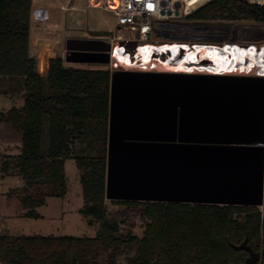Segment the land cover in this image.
<instances>
[{"label":"trees","instance_id":"1","mask_svg":"<svg viewBox=\"0 0 264 264\" xmlns=\"http://www.w3.org/2000/svg\"><path fill=\"white\" fill-rule=\"evenodd\" d=\"M33 0H0V95L24 104L0 110V124L21 138L20 153L0 170L21 177L7 196L20 200L29 218L49 197L68 191L66 160L74 159L84 204L81 214L97 224L94 237L0 234L3 264H241L236 250L246 238L264 246V205H221L106 199L111 70L66 66L50 59L48 74L31 53ZM197 20L264 24V5L212 0L191 15ZM53 54L50 52V55ZM43 56L42 70L47 66ZM108 201L122 209L111 212ZM142 236L133 233L137 217ZM258 264H264V255Z\"/></svg>","mask_w":264,"mask_h":264},{"label":"water","instance_id":"2","mask_svg":"<svg viewBox=\"0 0 264 264\" xmlns=\"http://www.w3.org/2000/svg\"><path fill=\"white\" fill-rule=\"evenodd\" d=\"M101 38H68V63L108 64ZM256 50V49H255ZM255 74L112 72L106 199L264 205V52ZM260 55V56H259ZM258 264L246 238L232 244Z\"/></svg>","mask_w":264,"mask_h":264},{"label":"built area","instance_id":"3","mask_svg":"<svg viewBox=\"0 0 264 264\" xmlns=\"http://www.w3.org/2000/svg\"><path fill=\"white\" fill-rule=\"evenodd\" d=\"M212 0H87L84 10L100 8L113 12L117 16L115 28L111 34L104 38L110 44V63L99 64L112 72L117 69H138L142 71H166L163 66L168 61L184 63L187 69V50L200 49L198 56V70L205 73L226 72L206 71L205 62L217 61L210 49H226L229 47H244L236 39L240 38L245 30L262 29L264 24L244 21H218L196 20L189 24L176 22L181 17H189L198 9ZM251 4L264 5V0H248ZM116 3L115 6L112 4ZM48 20L47 9L35 8L32 11V21L46 23ZM167 37L166 40H157L154 34ZM264 41L259 44H263ZM258 44V45H259ZM255 44H248L250 49ZM264 46V45H263ZM150 48L155 56L150 60L154 67H146L147 61L145 48ZM261 48V47H260ZM263 48V47H262ZM199 51V50H198ZM218 51V50H217ZM118 55L130 58V65L115 64ZM67 64L66 62L64 63ZM201 65V66H200ZM203 65V66H202ZM41 73V71H40ZM42 74V73H41ZM248 75V74H246Z\"/></svg>","mask_w":264,"mask_h":264},{"label":"rangeland","instance_id":"4","mask_svg":"<svg viewBox=\"0 0 264 264\" xmlns=\"http://www.w3.org/2000/svg\"><path fill=\"white\" fill-rule=\"evenodd\" d=\"M56 1L51 0L50 5ZM87 0H74L73 4L84 6ZM68 27L74 29V35L85 36V34H95L108 36L111 30L115 28L117 16L110 11H104L99 8H90L88 12L71 10L68 13ZM197 19L189 17H181L176 22L189 24ZM157 40H166L167 37L154 34ZM245 38H237L236 41L244 46ZM264 41V40H263ZM264 43L259 44V50L264 52ZM263 47V48H262ZM51 52V51H50ZM64 47L62 48V53ZM66 66L81 68V69H102L107 68L99 64L87 63H68ZM39 70V68H38ZM1 97V96H0ZM1 99V98H0ZM2 100V99H1ZM1 102V101H0ZM3 103H0V105ZM24 104L23 99L12 98L7 105L0 108H11ZM3 161V160H1ZM66 174L68 182L67 194L63 197H49L46 204L39 207L38 211L42 214L41 218H29L25 215V210L22 207L20 200L10 199L7 192L15 187L23 185L21 177L16 175H3L0 170V234H24V235H44V236H75V237H94L97 234V224L90 225L86 218L81 214L80 209L84 204L83 192L80 183V174L74 159L66 160ZM3 175V176H2ZM108 207L111 212L122 209L123 206L108 201ZM132 231L138 236L143 235L144 222L140 216L137 217ZM124 264V261L121 262ZM0 264H3L0 262Z\"/></svg>","mask_w":264,"mask_h":264},{"label":"crops","instance_id":"5","mask_svg":"<svg viewBox=\"0 0 264 264\" xmlns=\"http://www.w3.org/2000/svg\"><path fill=\"white\" fill-rule=\"evenodd\" d=\"M56 2L50 5L51 0H33L32 11L35 8H45L48 11V20L46 23H37L32 21L31 26V53L38 59L39 72L42 75H47L50 65V59L61 56L65 61L66 40L68 38H101L105 35L85 34V36L74 35V29L68 27V13L71 10L88 12L90 8L84 10V6L74 5V0H55ZM97 8V7H94ZM100 9V8H99ZM102 10V9H101ZM105 11V10H104ZM64 52L62 53V48ZM50 51L53 53L50 55ZM43 56L46 57L47 66L42 70ZM3 103L0 106L7 105L12 98L22 99L21 97H12L0 95ZM0 101L2 102V100ZM0 102V103H1ZM15 106V107H21ZM4 107V106H3ZM12 108V107H11ZM10 109V108H8ZM6 108L0 110L6 111ZM21 138L20 135L13 131L10 125L6 123L0 124V161L7 157L17 156L20 153ZM3 175H11L3 173ZM2 175V176H3ZM11 190V189H10ZM9 190V191H10ZM8 193V192H7ZM41 214V213H40ZM42 215V214H41Z\"/></svg>","mask_w":264,"mask_h":264},{"label":"bare ground","instance_id":"6","mask_svg":"<svg viewBox=\"0 0 264 264\" xmlns=\"http://www.w3.org/2000/svg\"><path fill=\"white\" fill-rule=\"evenodd\" d=\"M116 3H113L112 5L115 6ZM237 47H229L226 48V49H210L211 51V54L212 56H214V58L217 59V68L218 67H224V70L225 71H228L229 68L228 67H231L230 70L232 71H237V72H240L242 69L245 71V73H240V74H246L247 71H250V69H252V67H254V65L256 64V50L255 48L251 49L250 53H248V51H244L243 49L245 48H242V54L239 55L237 49ZM201 49V48H200ZM200 49H191V50H187V66L196 71L198 70V56L200 54ZM146 50V53H145V56H146V59L149 60V62L147 61L146 65H148L151 61V59L153 58L152 56H155V53L153 50H151L150 48H145ZM199 50V51H198ZM232 53L235 55V59L236 60H226L227 62H232V64H229V66L227 65V63H225V55H227V53ZM248 53V55L250 54V57L249 59H247L246 57V54ZM237 54L240 56V58H238ZM118 59H116L115 61V64H118V65H125V66H129L130 65V58H128L127 56L125 55H118ZM224 58V59H223ZM235 62L239 63L238 67L236 65H233ZM264 62V61H263ZM250 64V65H247V64ZM154 64V63H153ZM146 67H154V66H146ZM242 68V69H241ZM205 69V68H204ZM207 71V70H206ZM212 71V70H210ZM227 73V72H226Z\"/></svg>","mask_w":264,"mask_h":264},{"label":"flooded vegetation","instance_id":"7","mask_svg":"<svg viewBox=\"0 0 264 264\" xmlns=\"http://www.w3.org/2000/svg\"><path fill=\"white\" fill-rule=\"evenodd\" d=\"M240 38H245L244 40H246L245 41L246 43L249 42V44H252V43L255 44L256 45L255 46L256 53H258L259 52V49H260V47H259L258 44L264 40V31L262 29H257V30H254V31L245 30L244 33H241ZM243 48H245V49H243L244 51L246 50V51H248V53H250L251 49L248 47V44L246 46H244ZM236 49H237L239 55L242 54V48L241 47H237ZM248 53L246 54L247 59H249V57H250V54L248 55ZM239 55L237 54L238 58H240ZM255 57L257 59L258 55H256ZM235 58H236L235 55L229 52V53H227V55H225V59L224 58L223 59L225 60V63H227V65L229 66V64H232V62H229V61L227 62L226 60H230V59L236 60ZM263 61H264V59L262 60V62ZM217 63H218L217 61H214V62H205L204 63L205 66H203V65L202 66L205 68V70H207V71L212 70L213 72L214 71L215 72L223 71V72H227V73L229 72V73H237V74H239V73H245V71L242 68H241L242 70L240 72L230 70L231 67H228L229 70L228 71H225L224 70V67H218L217 68V65H218ZM153 65H154L153 62L151 61L147 66H153ZM233 65H236L238 67L239 63L235 62ZM247 65H250V64L248 63ZM163 66L165 68H167V69H174V68L181 67L182 64L179 61L173 60V61L165 62V64H163ZM258 71L260 72V71H262V69L259 68ZM258 71L255 70V71L252 72V69H250V71H247L246 74H250V73L255 74V73H258Z\"/></svg>","mask_w":264,"mask_h":264}]
</instances>
